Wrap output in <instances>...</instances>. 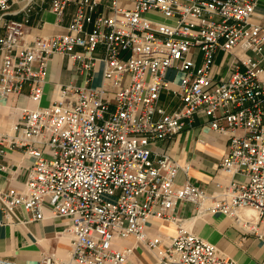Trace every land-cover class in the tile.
Segmentation results:
<instances>
[{
  "label": "built area",
  "instance_id": "1",
  "mask_svg": "<svg viewBox=\"0 0 264 264\" xmlns=\"http://www.w3.org/2000/svg\"><path fill=\"white\" fill-rule=\"evenodd\" d=\"M256 2L0 0V97L26 88L30 102L0 143L33 159L20 188L0 191L1 209L8 220L19 219L17 208L37 220L46 204L68 221L66 257L46 251L36 264H123L132 247L115 241L129 237L156 264H237L183 225L174 213L180 201L201 214L220 212L264 240V25L252 21ZM69 6L64 33L30 35L34 10L48 8L62 23ZM18 13L19 20L8 17ZM56 54L67 57L75 79L55 85L43 104ZM163 94L176 108L162 104ZM200 114L228 142L219 170L232 178L211 193L178 184L188 166L152 148ZM150 219L172 222L175 233L150 236Z\"/></svg>",
  "mask_w": 264,
  "mask_h": 264
},
{
  "label": "crops",
  "instance_id": "2",
  "mask_svg": "<svg viewBox=\"0 0 264 264\" xmlns=\"http://www.w3.org/2000/svg\"><path fill=\"white\" fill-rule=\"evenodd\" d=\"M101 2L103 5L109 4V0ZM72 12L73 7L69 6L62 23H58L48 8L42 11L34 10L30 16L28 31L32 36L64 33ZM8 17L19 20L22 14H11ZM252 21L264 25V0H257ZM2 33L0 28V34ZM101 66V63L97 65L98 71ZM74 79L75 74L67 57L57 54L52 56L46 68L43 104L50 100L55 85L68 84L74 82ZM161 102L168 110H173L178 105L175 98L165 94L162 95ZM27 104L30 102L26 88L21 94L0 97V132H9L10 126L17 119L18 107ZM227 145V137L212 130L205 116L200 114L195 117L191 128L170 139L154 142L152 148L154 151L166 152L181 166H188L186 173L178 170L175 178L178 184L190 182L204 188L206 193H211L217 189L216 183L226 184L232 178L219 170ZM0 148V165L3 166L0 168V191L12 186L20 188L33 159L24 156L20 148L10 147L6 142H1ZM174 213L187 229L214 244L237 264L264 262V240L245 234L228 216L220 212L201 214L197 211L196 204L188 201H180ZM16 214L18 220L6 219L0 204V258L12 259L17 264H36L41 254L46 251H56L58 255L66 257L68 238L63 232L68 222L66 219L53 217L46 204L42 219L29 220V214L22 208H17ZM241 214L249 215L251 212L247 213L245 210ZM146 228L150 236L172 235L176 230L172 222L157 219L148 220ZM115 245L117 248L132 247L123 264H156L153 252L144 245H135L133 237L117 239Z\"/></svg>",
  "mask_w": 264,
  "mask_h": 264
},
{
  "label": "rangeland",
  "instance_id": "3",
  "mask_svg": "<svg viewBox=\"0 0 264 264\" xmlns=\"http://www.w3.org/2000/svg\"><path fill=\"white\" fill-rule=\"evenodd\" d=\"M100 71H98L97 72V75H95V79H94V81L92 82V84L93 85H99V83H100V75H98V73H99ZM100 74V73H99ZM175 74H176V72L175 71H170V72H168V78H173L174 76H175ZM175 82H178V80L180 79V76L177 74V76L175 77ZM79 80V82H80V79H78ZM76 82H78V81H76Z\"/></svg>",
  "mask_w": 264,
  "mask_h": 264
},
{
  "label": "bare ground",
  "instance_id": "4",
  "mask_svg": "<svg viewBox=\"0 0 264 264\" xmlns=\"http://www.w3.org/2000/svg\"><path fill=\"white\" fill-rule=\"evenodd\" d=\"M251 211H249V209H247V213H250Z\"/></svg>",
  "mask_w": 264,
  "mask_h": 264
}]
</instances>
